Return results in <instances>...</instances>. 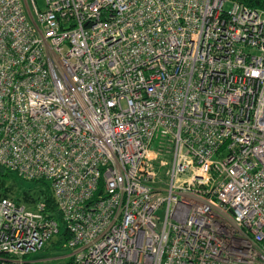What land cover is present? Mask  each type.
Masks as SVG:
<instances>
[{
    "label": "built area",
    "instance_id": "2783aa9c",
    "mask_svg": "<svg viewBox=\"0 0 264 264\" xmlns=\"http://www.w3.org/2000/svg\"><path fill=\"white\" fill-rule=\"evenodd\" d=\"M44 1L0 0V168L51 183L74 264H264V9ZM45 210L0 199L2 264Z\"/></svg>",
    "mask_w": 264,
    "mask_h": 264
},
{
    "label": "trees",
    "instance_id": "16d2710c",
    "mask_svg": "<svg viewBox=\"0 0 264 264\" xmlns=\"http://www.w3.org/2000/svg\"><path fill=\"white\" fill-rule=\"evenodd\" d=\"M241 3L254 9H264V0H239ZM25 183H32L33 185L25 186ZM21 191V192H20ZM17 193L20 197L15 198ZM12 198L21 204L28 207L35 208L37 204H44L46 207V214L48 217L56 220L59 223V233L50 241L55 239L58 243H63L64 247L70 240L71 235L68 227L64 222L63 216L59 211L58 204L54 197L51 183L46 180L29 181L21 178L16 172L0 168V199ZM49 242V243H50ZM47 246V245H46ZM45 246V247H46ZM0 264H2L0 262ZM7 264H35L32 262L24 261L18 263L14 260H8ZM68 264H74V259L71 257Z\"/></svg>",
    "mask_w": 264,
    "mask_h": 264
},
{
    "label": "rangeland",
    "instance_id": "374dc122",
    "mask_svg": "<svg viewBox=\"0 0 264 264\" xmlns=\"http://www.w3.org/2000/svg\"><path fill=\"white\" fill-rule=\"evenodd\" d=\"M38 6L41 10L45 9V1L38 0ZM230 7L229 4L226 5ZM168 155L162 157L164 160H168ZM162 177H165L163 175ZM33 185L32 183H25V186ZM21 192V191H20ZM20 197V193H17L16 199ZM63 243H58L55 239L53 242L47 244V246L40 252L28 256L25 261L32 262L35 264H68L70 261L73 251L64 247Z\"/></svg>",
    "mask_w": 264,
    "mask_h": 264
}]
</instances>
